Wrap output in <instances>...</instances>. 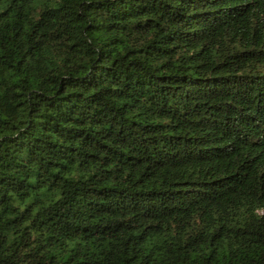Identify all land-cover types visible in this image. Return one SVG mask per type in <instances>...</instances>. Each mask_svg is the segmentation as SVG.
<instances>
[{
  "label": "trees",
  "instance_id": "trees-1",
  "mask_svg": "<svg viewBox=\"0 0 264 264\" xmlns=\"http://www.w3.org/2000/svg\"><path fill=\"white\" fill-rule=\"evenodd\" d=\"M0 264H264V0H0Z\"/></svg>",
  "mask_w": 264,
  "mask_h": 264
}]
</instances>
